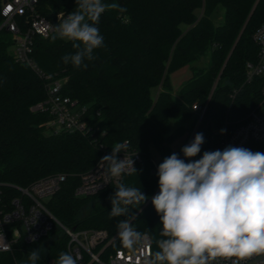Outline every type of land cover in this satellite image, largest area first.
I'll return each instance as SVG.
<instances>
[{"label": "trees", "instance_id": "16d2710c", "mask_svg": "<svg viewBox=\"0 0 264 264\" xmlns=\"http://www.w3.org/2000/svg\"><path fill=\"white\" fill-rule=\"evenodd\" d=\"M257 1L108 0L127 11L121 14L107 10L101 15L97 26L104 47L94 50L96 59L84 61L87 68H75L62 61L64 55L76 51L71 41L51 42V36L36 38L33 61L42 73L64 80V95L87 107L102 133L97 143L80 133H45L47 116L31 110L46 98L45 81L29 66L15 61L8 51L11 37L1 31L0 199L8 202L20 195L16 187L26 188L41 178L63 174L66 182L47 206L64 226L104 229L114 235L118 222L128 219L136 231L147 233L157 245L162 225L151 203L159 192L152 148L159 155L158 166L172 153L181 157V148L202 133L201 151L191 158L198 160L205 151H215L213 132L236 126L259 102V81L245 84V73L246 63L257 58L258 47L252 37L264 22V0L258 1L233 49ZM75 7V0H42L40 13L56 24L58 13L67 15ZM220 9L223 12L216 20L213 14ZM203 59L208 61L206 65H194ZM186 66H191L192 75L176 100L171 75ZM158 86L159 92L153 97L151 90ZM173 118H194V122L190 128H173ZM178 139L183 142L173 149ZM124 142L137 150L142 160L136 166L137 174L131 173L121 182L140 187L148 199L139 206H130L127 217L110 218L109 197L116 186L86 198H78L74 192L80 176L100 158V145L112 149ZM245 148L264 152V140L250 141ZM182 159L188 162L184 156ZM67 243V236L57 228L41 243L19 242L13 253H0V264H30L28 254L38 248L37 264H48L66 252Z\"/></svg>", "mask_w": 264, "mask_h": 264}, {"label": "clouds", "instance_id": "9594fccd", "mask_svg": "<svg viewBox=\"0 0 264 264\" xmlns=\"http://www.w3.org/2000/svg\"><path fill=\"white\" fill-rule=\"evenodd\" d=\"M75 10L58 18L52 28L51 42H72L75 53L64 55L65 64L87 68L85 60H94V50L104 47L98 24L107 10L125 13L127 9L108 0H75ZM226 131L222 129L223 133ZM204 143L202 133L181 148L183 156L172 153L158 165L159 192L151 203L160 218L161 239L146 264H219L217 257H236L240 264L252 256L264 255V152L227 146L205 151L192 160ZM126 143H116L112 152L99 161L105 183L115 179V192L109 197L111 217H127L130 206L143 204L148 196L140 187L120 182L125 173L137 174L133 159H119ZM117 236L123 247L132 249L143 240L128 219L117 224ZM35 241V237H32ZM39 248L28 254V262L37 264ZM55 264H77L68 252H61Z\"/></svg>", "mask_w": 264, "mask_h": 264}, {"label": "built area", "instance_id": "2783aa9c", "mask_svg": "<svg viewBox=\"0 0 264 264\" xmlns=\"http://www.w3.org/2000/svg\"><path fill=\"white\" fill-rule=\"evenodd\" d=\"M42 0H1L0 32L8 33L14 46L12 56L20 64L29 66L44 81L46 98L31 107L33 112L45 114V127L50 134L80 133L98 142L102 135L99 125L85 106L63 93V79H55L41 72L32 59L36 38L47 39L52 35L55 24L40 13ZM68 15V14H67ZM57 14L58 18L67 16ZM253 41L258 47L255 61L246 63L245 84L252 85L259 81L261 99L250 113L236 126H225L213 132L211 138L214 150H223L227 146L244 147L250 141L264 140V22L253 34ZM195 108L200 109L197 105ZM126 150L118 153L119 159H133L134 167L141 162V154L131 148L127 142ZM101 156L92 169L80 176V183L75 189V196L86 198L97 195L109 186H116L115 179L105 183L103 168L99 161L112 149L100 145ZM156 169L158 166L156 165ZM129 175L125 173L120 178ZM66 175L55 174L41 178L26 188L16 187L20 195L8 202L0 199V253H13L19 242L33 245L43 242L49 234L60 229L67 236L66 252L77 259V264H146L157 250L152 238L141 233L143 240L134 248L122 246L117 233L111 235L104 229H76L64 226L49 210L47 203L66 182ZM32 237H35L33 241ZM236 257H217L219 264H234ZM48 264H55L50 260ZM215 264V262H213ZM240 264H264V255L252 256Z\"/></svg>", "mask_w": 264, "mask_h": 264}, {"label": "rangeland", "instance_id": "374dc122", "mask_svg": "<svg viewBox=\"0 0 264 264\" xmlns=\"http://www.w3.org/2000/svg\"><path fill=\"white\" fill-rule=\"evenodd\" d=\"M220 12L222 14L223 10L222 9H220L219 11L216 10L215 13L213 14V18L216 19V20H219L220 19ZM8 51H9L10 54H13L14 53V46H10ZM207 62L208 61L206 59H203V60H201L199 62H196L194 65L202 66V65H206ZM191 75H192L191 66H186V67L176 71L175 73H173L171 75V83H172V88H173L172 89V93H173L174 99H176V100L179 99V91H180L181 87L183 86V84L185 83V81L188 80ZM159 89H160V87L158 86V87H154L151 90V94H152L153 97H156V95L159 92ZM200 119H201V116L199 118V121H200ZM199 121H198V123H199ZM193 122H194V118L187 119V120H183L182 118H173L171 120V126L173 128H176L178 126H184L186 128H190L192 126ZM198 123H197V125H198ZM197 125H196V127H197ZM45 133L47 135H49L48 131H45ZM182 142H183V139L176 140L172 144V148L173 149H178L180 147V145L182 144ZM152 159H153L154 163H158V161H159V155H158V153H157L155 148H152Z\"/></svg>", "mask_w": 264, "mask_h": 264}, {"label": "water", "instance_id": "95a60500", "mask_svg": "<svg viewBox=\"0 0 264 264\" xmlns=\"http://www.w3.org/2000/svg\"><path fill=\"white\" fill-rule=\"evenodd\" d=\"M258 1H259V0H258ZM258 1H257V3L255 4V6H254V8H253V10H252V12H251V14L249 15V17H248V19H247V21H246V23H245V25H244V27H243V29H242V31H241L239 37H238V39H237V41H236V43H235L233 49L235 48L237 42L239 41L240 37H241L242 34L244 33V30H245V28H246V26H247V24H248V22H249V20H250V18H251V16H252V14L254 13V10L256 9V6H257V4H258ZM231 53H232V52H231ZM230 55H231V54H230ZM230 55H229V57L227 58L225 65L227 64V62H228V60H229V58H230ZM225 65H224V67H225ZM224 67H223V69H224ZM223 69H222V71H221V73H220V75H219V77H218V79H217V81H216V83H215L213 89H215V87H216V85H217V83H218V81H219V79H220V77H221V74H222V72H223ZM205 111H206V110H204V111L201 113V119H200V121H199V123H198V125H197V127H196V129H195V132L197 131V129L199 128V126H200V124H201V121H202V118L204 117ZM195 132H194V134H195ZM194 134H193V135H194ZM180 158H181V159L183 158V153H182V155H181Z\"/></svg>", "mask_w": 264, "mask_h": 264}]
</instances>
